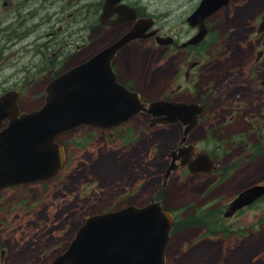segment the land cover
Returning <instances> with one entry per match:
<instances>
[{
    "label": "rangeland",
    "instance_id": "rangeland-1",
    "mask_svg": "<svg viewBox=\"0 0 264 264\" xmlns=\"http://www.w3.org/2000/svg\"><path fill=\"white\" fill-rule=\"evenodd\" d=\"M4 1L11 5L2 0L0 16L11 14L21 0ZM96 1L59 0V11L37 35L2 51L9 57L5 63L16 61L22 79L24 68L30 65L33 72L32 65L55 44L69 51L79 46L86 55L113 40L115 30L98 28ZM199 2L144 0V8L160 35L181 41L196 33L186 18ZM263 11L264 0H230L207 20L209 33L194 53L182 52L180 58L154 39L144 42V84L137 86L145 100L178 98L204 107L187 144L212 157L211 171L192 174L178 168L163 182L168 154L182 137L179 123L153 128L148 115L138 114L109 130L79 126L59 137L65 164L55 176L0 190V264H49L87 216L153 198H161L176 218L165 264H264V195L226 215L238 192L264 184V31L257 32ZM49 17L45 13L43 20ZM5 35L0 33V47ZM127 53L130 61L140 60ZM191 60L199 66L188 84L175 72L179 61L183 73ZM179 83L190 87L175 93ZM13 85L20 89L23 111L41 107L47 84L24 79L13 84L11 78L4 88ZM241 100L244 107L238 106Z\"/></svg>",
    "mask_w": 264,
    "mask_h": 264
},
{
    "label": "water",
    "instance_id": "water-1",
    "mask_svg": "<svg viewBox=\"0 0 264 264\" xmlns=\"http://www.w3.org/2000/svg\"><path fill=\"white\" fill-rule=\"evenodd\" d=\"M111 2L105 1L104 10ZM226 3L227 0H201L187 17L188 24L197 26L198 32L182 46L201 42L206 34L204 19ZM140 22L46 85L40 108L18 115V91H8L0 97V118L8 120L0 131V190L55 176L65 162L64 147L57 141L60 135L79 126L111 129L139 113L148 115L149 126L153 128L175 123L182 126L179 144L168 154L170 162L163 182L183 166L192 174L213 169L214 160L207 153L194 155L192 144L182 145L199 123L202 105L158 99L142 101L138 92L126 89L116 80L111 68L116 52L143 36V30L144 39L157 32H147L153 18H144V25ZM263 29L264 12L258 30ZM156 40L162 44L170 38L157 36ZM262 195L263 185L249 186L229 204L226 215H232ZM173 224L172 213L155 199L141 206L127 205L92 214L84 219L69 245L50 264H164Z\"/></svg>",
    "mask_w": 264,
    "mask_h": 264
},
{
    "label": "flooded vegetation",
    "instance_id": "flooded-vegetation-1",
    "mask_svg": "<svg viewBox=\"0 0 264 264\" xmlns=\"http://www.w3.org/2000/svg\"><path fill=\"white\" fill-rule=\"evenodd\" d=\"M105 1L106 0H98L95 2V8H94L95 12H93V15L97 20L98 28L112 29V30H115V32H117L113 40H110L108 43L103 44L102 46L98 45L97 49L93 50L91 53H86V55L84 54L83 50L79 52L78 50L80 48L79 46H74L72 50L69 51L68 49H66L65 45L55 44L51 48L50 51H46L43 54V57H41V62L39 64L32 65L31 69H33V72L29 73L30 65L24 68L25 75L22 79L30 80L31 82H34L37 84L45 83V85L46 84L49 85L52 83L54 79L62 75L67 70L83 63L90 56H92L95 53H98L103 47H106L110 42L118 40L127 31L132 29L138 21L141 20L140 25L141 24L144 25L142 20H144V18L151 17L146 13V9L144 8V0H116V1L112 0L109 7L104 10ZM0 2H2V0H0ZM58 2L59 0H21L15 5V8L12 9L11 14L9 13L8 15L5 14V15L0 16V33L5 32L6 34L5 35L6 41H3V46L0 47L1 48L0 49V97L7 91H12V90L18 91L19 93L18 98H17V105H18V111H19L18 115H20V112L23 111L21 107V102H20L21 101L20 89L15 88L14 85L9 88H4V86H5V83L9 82L11 78H13V84H15V82H17L18 84H21V80H22L20 78L21 68L19 67V65H16L17 64L16 61L13 62V66H10L8 65V63H5V59L8 60L9 57L8 56L2 57V51H4L8 47H11V45L21 43V40L30 34L37 35L39 30H41L40 27L44 26L46 23H49L51 19L54 17L52 15H54L55 13L59 11L61 3L59 2V8H58ZM2 4L4 6L11 5L9 2H6L4 0ZM229 4H230V0H227V3L224 4L223 6L225 7V6H228ZM196 5L193 7L189 15L197 8L199 4L197 6ZM223 6H221L220 8H222ZM180 7L181 5L178 6V9ZM220 8H218L217 10H219ZM216 11H214L213 13H215ZM45 13L50 14L48 21L43 20V16ZM213 13H211L208 17L204 19V26L206 29V34H205L204 39L209 33V25L207 24V20L210 18L211 15H213ZM30 16L31 17L36 16L34 23L23 26V22L28 20ZM7 20L9 21L7 22ZM260 21H261V18H260ZM260 21H259V24H260ZM25 23L27 24V21ZM259 24L257 27V32L260 33V32H263L264 29L259 31L258 30ZM191 27L195 28L196 32L198 31V27H194V26H191ZM61 29L62 27H58V30H61ZM150 30H156L157 32L155 35L144 39V30H143L142 32L143 36L133 39L132 41L127 43L124 47H122L120 50L116 52V54L111 60V68L116 75L117 82L123 84L126 87V89L130 91L138 92L140 94V98L142 101L145 100L143 89H141L137 85L138 83L144 84L143 68H144V42L145 41L154 39L158 45L165 47L166 49L172 50V53H175V55L180 58V54L182 55V52L185 53V56L186 54H193L195 49L204 40L203 39L201 42L197 44H190V45L182 46L183 43L188 41L195 34H193L192 36H189L185 40L180 41V39H176L175 36L160 35L159 29L158 28L153 29V26L150 29H148L147 32H149ZM49 35L50 34H48V36ZM157 36L162 37V38L164 37L170 38V40L167 41L166 43L160 44L156 40ZM209 43H211V41ZM127 51L133 52V55L136 57H139L140 60L130 61V57ZM79 53H81V55H79ZM182 63L183 62L179 61V65L175 72V77L176 78L181 77V74H182L185 83L191 84L194 82V76L192 74V71L199 66V61H193V60L189 61L187 64L188 67L183 73L180 72V69H179ZM254 82L255 81H253L252 84H254ZM185 86H188V85H185ZM185 86L182 85V83L177 84L175 93H179L180 91H182L185 88ZM42 95H44L45 97L44 90H43ZM152 100H157V99H152ZM152 100H146V101L150 102ZM158 100L183 101L182 99H178V98L177 99L162 98ZM43 101H44V98H43ZM241 102L242 100L238 103V106L244 107V105H240ZM36 109H33V110H36ZM249 111L252 114H254L256 109L254 108L253 105H251L249 107ZM253 119L255 120V118ZM200 120H201V117H200ZM7 124H8L7 119L0 118V131L2 130V128L6 127ZM61 136H63V134L60 135L59 137ZM59 137L57 138V141L61 145H63V143L59 141ZM260 155H264V151H261ZM257 185L264 186V184H260V183ZM240 192H238V194ZM127 205H130V204L120 206L117 209L123 208ZM132 205H136V204H132Z\"/></svg>",
    "mask_w": 264,
    "mask_h": 264
},
{
    "label": "bare ground",
    "instance_id": "bare-ground-1",
    "mask_svg": "<svg viewBox=\"0 0 264 264\" xmlns=\"http://www.w3.org/2000/svg\"><path fill=\"white\" fill-rule=\"evenodd\" d=\"M3 129V128H2ZM106 130H109V129H106ZM71 131L67 132V134H69ZM63 146V145H62ZM64 165V164H63ZM62 168V167H61ZM167 170V169H166Z\"/></svg>",
    "mask_w": 264,
    "mask_h": 264
},
{
    "label": "trees",
    "instance_id": "trees-1",
    "mask_svg": "<svg viewBox=\"0 0 264 264\" xmlns=\"http://www.w3.org/2000/svg\"><path fill=\"white\" fill-rule=\"evenodd\" d=\"M161 199V198H160Z\"/></svg>",
    "mask_w": 264,
    "mask_h": 264
}]
</instances>
